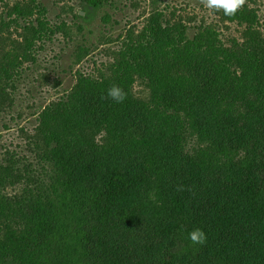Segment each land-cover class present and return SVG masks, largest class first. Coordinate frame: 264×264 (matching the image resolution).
Here are the masks:
<instances>
[{"label":"rangeland","instance_id":"1","mask_svg":"<svg viewBox=\"0 0 264 264\" xmlns=\"http://www.w3.org/2000/svg\"><path fill=\"white\" fill-rule=\"evenodd\" d=\"M40 1L47 11L38 16L12 10L23 4L30 11L32 0H0V264H41L42 224L60 220L47 197L61 178L55 152L64 136L80 141L71 143L80 178L96 189L112 166L133 171L148 148L156 155L164 153L142 185L117 202L143 205L142 216L131 224L110 216L98 245L117 247L127 262L142 254L154 262L172 248L179 251L177 264H264V225L240 207L232 186L223 190L221 183L231 176L213 165L221 140L249 132L244 100L250 92L246 90L247 97L243 93V69L219 54L234 78V91H223L232 100L215 103L216 111L208 110V98L220 89L214 88L196 94L194 100L183 96L177 111H172L154 100L156 90L148 72L139 68L142 58L137 56L135 63L121 58L124 44L147 45L153 29L161 26L171 36L170 30L180 24L191 37L201 25L210 27L224 46L217 50L224 51L246 40L247 23L226 16L222 9L208 8L206 0H105L85 19L77 17L85 0ZM243 4L237 13L250 12V18H256L254 27L264 36V0ZM32 22L36 27L45 25V31L37 34ZM162 51L171 65L170 48ZM123 61L133 66L126 70ZM181 71L182 79L189 78L185 69ZM177 73L170 66L169 76L179 80ZM194 76L197 83L203 81ZM107 85L122 88L126 99L116 108L114 119L101 121V114L91 109L99 110ZM72 100L81 109L76 138L69 135L74 122L63 111ZM194 101L197 106L190 111ZM141 102L158 107L163 114L158 117L164 119L150 124L137 110L131 115L126 109L125 105L136 108ZM68 105L69 114L75 115L73 104ZM213 124H217L214 130ZM173 199L180 202L178 210L172 207ZM75 217L89 227L99 211H81ZM186 229L202 230L206 244L187 246Z\"/></svg>","mask_w":264,"mask_h":264},{"label":"trees","instance_id":"2","mask_svg":"<svg viewBox=\"0 0 264 264\" xmlns=\"http://www.w3.org/2000/svg\"><path fill=\"white\" fill-rule=\"evenodd\" d=\"M104 4L105 0H85L82 11L85 15L78 12L77 17L85 19L92 11L101 8ZM244 7L242 4L241 8ZM12 10L16 14L29 12L32 15L37 12L39 16L46 12L47 8L40 0H32L30 11L25 9L23 4ZM244 10L239 11L232 18L236 17L239 22L247 23L244 32L247 38L242 44L234 43L230 47L231 49L217 50L216 47L224 48V46L208 26L201 25L195 35L191 37L188 35L187 27L180 24L170 30L171 36L161 26L153 29L152 41L149 39L147 45L139 43V47L135 48L134 45L124 44L121 58L125 60L128 57L134 60V63L137 56L142 58V64L139 68L148 72L147 77L156 90L153 95L154 100L159 103L160 107L172 111H177V106L182 103L180 100L183 99V96L194 100V96H197L198 93L211 92L214 88L220 89L208 98V110L216 111L215 103L232 100V97L223 91H234L232 87L234 78L229 76V70L224 67V62L219 61V54L227 62H233L237 67L243 69L240 78V82L245 86L243 93L246 92L247 97L246 90L248 89L250 92V97L244 100L247 110L245 120L249 123V132L241 135L240 138L233 137L230 139L228 137L227 140H221L216 147L217 155L213 160V165L216 164L218 169L221 168V172L231 176V179H226L221 183V187H226L223 190H230L227 186H232L233 192L237 196V203L241 205V208L245 207L249 210L251 219L262 226L264 225V36L254 27L256 18H250V12L246 13ZM31 28L37 34L45 31V25L41 23L36 27L32 22ZM173 34L174 36H172ZM204 34L208 37H205ZM165 47L170 48L169 53L174 55L171 65L165 59V54L163 55L165 51L162 50ZM132 66V63L122 62V67L126 70ZM170 66L175 67L178 72L177 77L181 79L175 80L169 76ZM183 69L186 70L185 73L188 74L189 78L182 79L184 75H182L181 70ZM121 74L126 76V71L121 70ZM194 74L197 77L201 76L203 81L197 83ZM107 86L108 89L111 88L109 85ZM103 100L99 110L91 109V113H100L101 121L114 119L115 116L113 115L120 103L114 106L115 101L109 100L107 96H103ZM183 101L185 103V99ZM195 102H193L194 106L189 108L190 111L195 110L197 106ZM68 104H73L74 110L71 111L75 112V115L69 114L71 112L68 110ZM125 106L131 115L136 110L138 113L140 112L141 118L145 119L146 122L149 119L150 124L158 125L157 119L160 122L164 119L161 117L160 120L158 117L163 115L159 113L158 107L155 108L143 102L139 103L136 108ZM78 108V104L74 103L73 100L63 105V111L68 112L66 117L71 118L74 122L69 134L74 138L79 136L75 125L77 123L76 118L81 114V109ZM139 108H141L140 111ZM203 117L204 121L208 120L207 113H204ZM163 124L166 125L165 122ZM215 127L217 124H213V130ZM62 140V144L59 145L60 149L55 152V154L57 153V165L60 168L61 178L54 186L52 194L47 197L48 202L57 207L60 220L56 223L47 221L42 224L44 233L41 242L43 243L41 264H177L179 251L172 248H167L154 262L150 261L144 254L137 255L133 261L127 262L117 247L97 244L101 236L106 235L104 223L110 219V216L115 215L120 220L127 221L128 224L136 222L135 219L142 216L143 205L132 203L118 206L117 202L142 185L146 174L153 170L154 164L164 158L163 151L156 155L148 148L136 163L138 169H133V171L112 166L108 169L105 179L98 187L99 189H96L97 187L87 186L92 185L91 181L80 178L79 160L72 147V144H79L80 141L78 143L77 138L73 141L66 136ZM61 204L63 205L60 206ZM116 206L119 208L116 209ZM172 207L178 210L180 202L173 199ZM81 211H99V217L95 223L85 227L79 221H75V213L77 215ZM252 224L253 222L250 221V227ZM186 231L192 232L188 229ZM239 233H242V229L239 230ZM190 243L193 242L189 240L186 245L188 246ZM204 243L206 244L205 241ZM98 246L100 247L97 249ZM95 249L97 250L95 251ZM92 250L94 251L91 252Z\"/></svg>","mask_w":264,"mask_h":264},{"label":"clouds","instance_id":"3","mask_svg":"<svg viewBox=\"0 0 264 264\" xmlns=\"http://www.w3.org/2000/svg\"><path fill=\"white\" fill-rule=\"evenodd\" d=\"M244 0H206V6L208 8L222 9L226 16H233L240 9ZM107 98L115 101L116 103H122L126 99V93L119 86L113 85L107 90ZM205 234L202 230H194L189 233V239L193 243H204Z\"/></svg>","mask_w":264,"mask_h":264},{"label":"water","instance_id":"4","mask_svg":"<svg viewBox=\"0 0 264 264\" xmlns=\"http://www.w3.org/2000/svg\"><path fill=\"white\" fill-rule=\"evenodd\" d=\"M81 14H83V12H81Z\"/></svg>","mask_w":264,"mask_h":264}]
</instances>
